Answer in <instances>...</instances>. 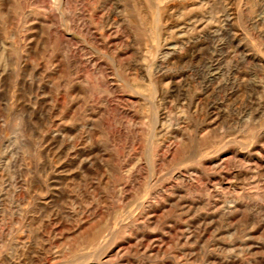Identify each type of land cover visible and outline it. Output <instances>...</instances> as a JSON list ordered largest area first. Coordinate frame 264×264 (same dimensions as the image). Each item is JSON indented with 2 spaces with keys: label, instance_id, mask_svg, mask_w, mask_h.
Instances as JSON below:
<instances>
[{
  "label": "rangeland",
  "instance_id": "1",
  "mask_svg": "<svg viewBox=\"0 0 264 264\" xmlns=\"http://www.w3.org/2000/svg\"><path fill=\"white\" fill-rule=\"evenodd\" d=\"M0 264H264V0H0Z\"/></svg>",
  "mask_w": 264,
  "mask_h": 264
}]
</instances>
